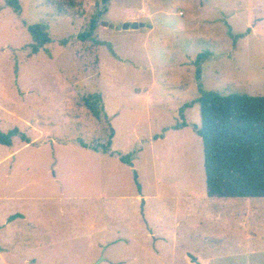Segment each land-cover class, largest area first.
Segmentation results:
<instances>
[{
    "label": "rangeland",
    "instance_id": "rangeland-1",
    "mask_svg": "<svg viewBox=\"0 0 264 264\" xmlns=\"http://www.w3.org/2000/svg\"><path fill=\"white\" fill-rule=\"evenodd\" d=\"M102 1L20 0L18 17L0 0V133L35 137L33 125L72 138V149L114 134L102 194L148 201L83 199L92 178L78 169L51 190L55 200L20 201L46 195L48 180L19 175L0 145V264H264V198H209L195 130L205 93L264 97V0ZM105 8L93 39L80 40ZM135 20L153 29L124 30ZM24 21L48 25L36 55ZM91 95L103 100L99 119L84 105ZM128 155L133 168L119 161ZM15 213L24 217L7 227Z\"/></svg>",
    "mask_w": 264,
    "mask_h": 264
},
{
    "label": "trees",
    "instance_id": "trees-1",
    "mask_svg": "<svg viewBox=\"0 0 264 264\" xmlns=\"http://www.w3.org/2000/svg\"><path fill=\"white\" fill-rule=\"evenodd\" d=\"M107 2L109 0L102 1L104 5ZM6 3L21 17L23 7L20 0H6ZM105 12L106 8L92 18L88 29L78 35L80 40L93 39ZM23 23L32 38L31 55H36L51 42L48 25L45 22ZM66 44V41H62V45ZM203 56L198 57V62ZM83 102L97 119L105 111L100 95H91ZM200 114L201 123L195 126V130L203 144L207 196L220 199L264 198V97L221 96L208 92L200 99ZM186 126L183 123L175 129ZM15 137L30 142L24 133L14 128L0 133V144L11 146ZM112 138L113 134L107 145H98L93 149L114 155ZM81 144L88 147L83 142ZM120 160L133 165V155L121 156Z\"/></svg>",
    "mask_w": 264,
    "mask_h": 264
},
{
    "label": "crops",
    "instance_id": "crops-1",
    "mask_svg": "<svg viewBox=\"0 0 264 264\" xmlns=\"http://www.w3.org/2000/svg\"><path fill=\"white\" fill-rule=\"evenodd\" d=\"M133 23H139V22L137 20L130 22V24H133ZM144 28H148V27H144ZM144 28H139V29H144ZM149 29H153V28H149ZM31 128H33L34 132L38 135H36L35 137H32L31 135L25 134L23 131H21L18 128L22 133H24L30 139V142H26L20 137H15L12 141V145L7 146V147H10V151L8 152V155L6 156L4 160H6L7 162L13 160L12 161L13 165L17 164V168L19 169V175H22V177L30 172L31 173L34 172L36 175L37 173L36 171L40 170V174L42 175V177L48 180V186L45 187L44 189H49V190L45 192L46 195H43V196L35 197V196H29V195H22V197L20 198L18 197V200L21 201V200H27V199H36L35 201L37 202H39L40 200H44L43 202H51V200H55V196L51 195V190H54L55 192V190L58 187V183L63 182V180H65V178L68 177L69 173L73 169L75 170L78 169L80 174H84L86 177L92 178V181L88 180L85 184L80 185V187L85 190L87 189L93 190V196L85 195L81 197L83 199H87V198L112 199L114 201H111V202L116 203V204L117 203L122 204L123 202H128V201H131L132 204H134V202L136 201L138 202L148 201V196L142 195L141 193L136 194V196H132V197L105 196L102 194L101 188H100L101 181L99 179L100 171L102 167V162L105 158L104 156L113 157L116 155V152L114 151V149H112V146H111V149L114 152V155L105 154L101 150L97 151L93 149V147H97L96 145L91 146L90 143L85 142V141H78L77 144L79 145V147H77V149H72L70 147V144L76 143L73 141L72 138L69 139L65 136H62V137L50 136L44 131H42L41 129L33 125L31 126ZM16 139L19 141L18 146L15 145ZM112 140L111 142L113 143L115 140L114 134H113ZM81 142L88 145V147L82 146ZM46 148H49V150H47ZM59 150L61 151L60 158L58 157ZM75 157H78L79 159L77 160ZM120 157L121 156H119V161L122 164H125L120 160ZM134 162L135 161L133 160L132 161L133 165L132 166L129 165V166L133 168L135 165ZM59 168L61 170V175L57 171ZM76 175H77V172H76ZM81 176L84 177L83 175ZM34 178H36V185L39 188L41 184L40 183L41 179L37 176ZM24 181H30V180L24 179ZM62 194H63V191H61V195ZM8 199H13V198H8ZM21 206L25 207V203L24 205H21ZM21 213L26 214V211L22 210ZM120 214H121V211L119 209L118 215ZM20 216L24 217L20 213H15L14 215L10 216L6 222V226L10 227L12 223L20 219ZM23 221H25V219H23ZM38 222L40 223V219L38 220ZM145 225L148 228V218L146 216H145ZM127 226L131 227L132 225L131 223H127ZM40 227L42 226L40 225L38 228ZM107 232L108 231H106V233ZM147 232L148 231L145 232L146 237H148ZM154 235L155 234L151 232V236H154ZM115 236L118 237L119 239L122 238L119 232L115 233ZM126 240L128 241V243H130L131 241V239L129 238ZM111 243L112 244L110 243L108 244H110L111 246H117L119 241L116 240ZM34 245L38 249L46 248L47 250H50L48 248L52 247V244L50 243V241H47V240L35 241ZM0 253H1V250H0Z\"/></svg>",
    "mask_w": 264,
    "mask_h": 264
},
{
    "label": "water",
    "instance_id": "water-1",
    "mask_svg": "<svg viewBox=\"0 0 264 264\" xmlns=\"http://www.w3.org/2000/svg\"><path fill=\"white\" fill-rule=\"evenodd\" d=\"M144 27H149L151 28L150 26H147L146 24L144 23H133V24H130V23H126L124 25V30H129L130 28L131 29H134V30H137L139 28H144Z\"/></svg>",
    "mask_w": 264,
    "mask_h": 264
}]
</instances>
